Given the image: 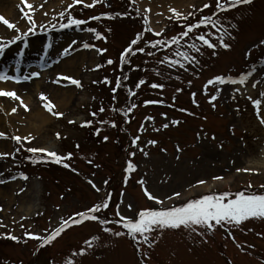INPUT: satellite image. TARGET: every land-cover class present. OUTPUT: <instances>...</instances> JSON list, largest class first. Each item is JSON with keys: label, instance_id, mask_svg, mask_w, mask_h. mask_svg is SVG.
<instances>
[{"label": "rangeland", "instance_id": "374dc122", "mask_svg": "<svg viewBox=\"0 0 264 264\" xmlns=\"http://www.w3.org/2000/svg\"><path fill=\"white\" fill-rule=\"evenodd\" d=\"M35 2L34 4L30 2L35 7L34 18L38 24L45 25V29L43 31L37 29L35 35H29L27 48L23 47V42H18L17 45L7 49L5 55L0 57V71L7 70L9 74H16L18 66L21 76L33 71H40L41 75L39 78L19 84L9 82L0 88L9 90L8 88L16 86L12 88L17 94L27 89L21 95L27 96L26 100H23L30 109L32 106L28 97L32 96V99L39 103V94L44 93L56 105L55 110L63 113V116L53 117L49 114L51 120L37 128L36 122L28 115L29 111L25 112L22 108H18V111L12 114L11 108L17 106L18 102L0 97V131L21 136L32 133L36 139L26 147L46 148L61 155L71 152L73 154L71 167L77 171L73 172L51 163H32L27 159L32 154L26 152L17 155L15 161L11 158L0 160V171L3 172L0 179L8 181L0 185V208L3 209L0 211V221L6 226L0 227V236L11 233L23 240L25 230L47 236L51 229L58 226L61 217L68 218L78 211L99 203L103 193L95 192L86 182L89 179L102 190L105 187L103 181L106 179L109 181L107 191L112 193L111 205L106 213L109 217L115 205L119 203L121 193L124 194V203H131L136 211L156 207L144 196L141 185L137 183L140 179H144L148 190L159 198H166L176 191L182 193L181 198L167 201L168 204H181L188 198H198L202 194L212 192H237L248 184L264 191L259 188L264 184V126L258 123L251 102L239 95L235 101L232 100L229 87L223 86L224 91L214 102L217 107L213 110L208 98L203 95V86L208 79L218 74L236 75L242 66L245 69L249 67L243 53L246 46L264 37V0H254L251 6L227 14L242 17L234 20L239 24L240 31L236 33V41L232 42L233 48L231 51L219 49L217 56H212L211 50L205 49L204 56L200 57L203 70L197 73L198 79L191 74V71L177 72L159 66L154 62L156 58H149L139 53L132 56L131 69L137 70H132L133 83H124L128 88L135 90L134 84L139 79L147 80L148 84L163 83L165 87L161 91L149 88L148 84L142 85L137 95L129 100L125 86H122L116 93L115 102L112 99V88L115 87L116 78L121 74L119 56L135 38L136 33L143 31L142 16H137L135 9L139 8L143 13L145 8H150L148 15L151 27L156 31L164 30V36L171 37L182 31L177 24L167 19L171 15L169 12L171 6L162 4L161 0H137L135 5H132L130 0H107V5L110 6L98 4L90 9L84 8L82 4L76 5L71 10L72 15L80 19H88L102 13H131L114 20L91 21L88 25L81 26L82 29L96 28L107 37L105 42L96 40L92 33L83 30L59 29L58 13L67 8L72 0H46V2L35 0ZM85 2L90 3L91 0ZM206 2L208 0H186L185 4L176 9L187 13L192 5L199 8ZM41 4H43L42 8L39 7ZM20 5L21 0H0V15L10 22L17 23V26L24 31L29 25L21 18ZM24 10L27 11V8ZM45 12L48 13L47 16L44 15ZM207 14H210V10L202 13V15ZM54 16L56 19H53ZM191 22L194 21L190 20L189 23ZM52 23L57 24L55 30L51 28ZM108 28H111V32L107 31ZM17 34L0 24V37L8 39ZM152 39L157 37L151 33L145 34V40ZM73 40L77 42L75 45L72 44ZM85 42L95 45L96 48L107 49V52L101 55L95 49H84L82 45ZM49 44L52 45L51 48L48 47ZM69 45L72 46L71 54L63 56L64 48ZM139 46H143V42ZM18 49L23 51V56L19 55ZM162 55L164 53H159L158 57ZM108 59L116 63L107 65ZM145 60L148 61L147 64L144 63ZM262 60L264 57H260L258 52L253 54L252 61L255 62L258 72L264 69ZM67 62H72L73 65L63 66ZM96 65L104 66L96 69ZM154 68L160 70L163 76L157 77L152 71ZM169 71L172 79L167 78ZM44 72L47 73L45 82H43L44 78H41ZM61 74L80 80L82 87L77 88L67 81H61L60 84L53 83L55 77ZM177 75L180 76L179 80L174 78ZM105 77L112 81L111 85L103 83ZM255 79L264 80V72H259ZM189 80L192 81L190 88L187 83ZM36 81L42 82L38 97L33 84ZM253 82L255 80L250 79L246 85L248 90L246 95H251L255 99L259 91L264 90V84L257 85V88L253 89ZM24 84L29 85V88L22 89ZM59 88L72 94L63 109L54 95ZM177 88H182L183 91L177 93ZM193 92L197 94L199 107L192 103ZM213 92L214 89L210 86L209 93L213 94ZM173 96L176 97L175 107L164 106L173 103ZM158 99H162L164 105L143 106L145 100ZM131 103L140 106L127 118L130 123L125 122V117L121 113L111 111L112 107L125 108ZM101 107L105 109L103 113L99 111ZM181 108L195 115L189 116L178 111ZM236 108L240 109L239 113L235 111ZM93 112L97 113L96 117L92 116ZM161 113H167L169 120L178 119L183 122L178 127L155 132L154 127H160L168 122ZM147 116L154 117L155 122L145 123ZM204 117H207V120ZM101 120H114L117 127L101 125L99 123ZM86 121H92V127H81ZM142 123L146 131L141 134L139 128ZM233 125H235L234 135L230 131ZM101 127L103 130L100 136H95L93 133ZM201 128L209 137L214 134L217 140L205 141L192 147L196 143V133ZM57 133L60 139H57ZM137 135L141 137L140 147H144L148 140L159 142L155 147L149 146L145 149L149 153L148 157L131 146L132 138ZM104 136L109 137L107 142H103ZM220 142H223V149L217 147ZM77 144L80 146L79 149L76 147ZM176 144L185 148L180 161L175 159ZM15 147L14 141L0 139V152H12ZM161 148L167 149V152H161ZM133 151L136 152L135 157L129 155ZM35 158L37 157H33ZM88 160H92V163L89 164ZM128 160L137 167L125 185L124 169ZM96 165L100 167L97 168ZM238 168L254 171L238 173L236 171ZM20 173L28 175L29 180L11 179L12 175L19 176ZM216 176H222L224 179H213ZM199 180H205L207 183L192 187ZM20 187L26 190L18 195ZM33 201L37 203V210L28 215L26 208ZM121 211L125 216L133 215L123 206ZM22 217L26 219L22 220ZM21 223L24 225L23 229ZM241 229H234L233 235L236 242L244 247L243 251L233 243L231 237L225 238L223 229L210 234L207 237V244H201L200 237L195 234L189 236L184 231H165L162 237H158L159 244L152 253L151 264H228L229 261L231 264H260V260L264 259V221H247ZM100 232V226L95 222L74 225L51 245L39 251H37L39 242L36 240H28L27 244H17L0 238V264L5 262L6 264H64L70 252L80 249L84 246L85 240ZM105 242L108 247L97 249L84 257H77V264H138V253L128 238L106 236ZM248 245L255 247L250 248Z\"/></svg>", "mask_w": 264, "mask_h": 264}, {"label": "snow or ice", "instance_id": "6c2138e0", "mask_svg": "<svg viewBox=\"0 0 264 264\" xmlns=\"http://www.w3.org/2000/svg\"><path fill=\"white\" fill-rule=\"evenodd\" d=\"M46 2V0H45ZM137 0H130L132 5H135ZM254 0H208L201 7L197 8L195 5L191 6V10L187 13L182 12L176 8L169 7V12L171 15L167 17L170 21L177 24L182 31L177 34L166 37L164 36V30L156 31L151 27V21L148 13H150V8H145L143 13H141L139 8H136V15L142 16L143 21V31L138 32L135 38L130 41L127 47L123 49L119 56L120 71L121 76L116 78L115 87L112 88L113 101L117 100L116 93L123 86V81L127 80L129 77L123 75L124 66H131V57L135 56L137 53L145 55L149 58H156L155 63L159 66H163L171 71L183 70L184 73H189L195 78H199L198 72L203 70V65L201 64L200 57L204 56V50H211L212 56L218 55V50L223 49L225 51H231L233 48V43L236 41V33H239V24L234 22L236 19H241L242 17H233L227 15L234 10L242 9L245 6H251ZM83 5L84 8H95L98 4L107 5V0H91L90 3L85 2V0H72L71 3L67 5L63 11L58 13L59 29H71L75 28L77 30H83L88 33H92L96 40L107 41V37L104 36L100 31L94 27L83 28L81 26L88 25L91 21H103V20H114L120 16L131 15L130 12L126 13H102L100 15L91 16L88 19L76 18L72 15V9L76 5ZM39 7H43L41 4ZM27 8V11L24 9ZM205 10H210V14L202 15ZM20 11L22 12L21 18L24 19L29 25L26 30L22 31L17 23L10 22L8 19L0 15V24L6 26L8 30L18 33L17 35L4 39L0 37V57L5 55L7 49L13 45H17L18 42H23V47L27 48L29 46L28 37L29 35H35L37 29L43 31L45 25L38 24L34 18L35 7L29 0H21ZM45 16L48 15L47 12L44 13ZM157 15H162V13H157ZM199 16V19H197ZM53 19H56L54 16ZM192 20L194 22L189 23ZM66 21V22H64ZM51 28L55 30L57 28L56 23L51 24ZM111 32V28L107 29ZM151 33L157 39L145 40V34ZM215 41V43L213 42ZM143 42V46L141 45ZM77 42L72 41L75 45ZM49 48L52 47L51 44L48 45ZM82 47L84 49H95L98 54H104L107 49L96 48L95 45L89 44L87 42L83 43ZM151 49V50H149ZM72 46L64 48L62 55L68 56L71 54ZM19 55L23 56L22 50H19ZM259 53L260 57H264V37L259 38L251 45L246 46L243 56L245 62L249 65L247 69L243 66L237 71L236 75L232 74H218L208 79L203 86V95L208 98V103L211 105L213 110L216 109L217 105L214 103L217 101L221 93L224 91L223 86H228L230 89V98L232 100L237 99V95L245 97L249 100L255 109V115L258 123L264 126V90L259 91L258 97L253 98L251 95H246L247 87L250 79H254L255 82L252 83V88L256 89L257 85L264 84V80L255 79L259 72H264V69L257 71L255 68V62L252 61L254 53ZM159 53H164V55L159 56ZM158 57V58H157ZM261 62H264L262 60ZM116 63L112 59L106 61L107 65H113ZM148 63L147 60L144 62ZM104 65H96V69L103 67ZM132 70H137L133 68ZM147 71V69H144ZM157 77H162L163 73L160 70L152 69ZM171 71H169L167 78L172 79ZM41 75L40 71H33L28 75L21 76L19 74V67L16 68V74H9L7 70L0 71V83L7 84L9 82L19 84L23 81H30L33 78H39ZM179 80L180 76L174 77ZM61 81H67L70 85H74L77 88L82 87L81 81L70 76V75H57L52 81L53 83L60 84ZM96 83V81H94ZM103 83L111 85L112 81L105 77ZM188 87L192 86V81L189 80ZM148 84L147 80L139 79L135 85V90L132 88H127L128 99L131 100L137 95V92L142 85ZM212 86L214 89L213 94L209 93V87ZM235 86V87H233ZM151 89L163 90L165 85L163 83H151L148 84ZM182 88H177L176 92H182ZM192 103L199 107V103L196 99L197 94L195 92L191 93ZM0 97L7 98L10 101L18 102L17 106L11 108V113L15 114L18 108H22L25 112L30 111V107L25 103L23 98L13 90H7L5 88H0ZM173 103L169 105H164L162 99L158 100H145L143 101V106L147 107L149 105H164L167 107H175V99L173 96ZM39 101L41 102V107L46 110L53 117H62L63 113L56 111V105L49 99L44 93L39 94ZM140 105L136 103H131L125 108L112 107L111 111L114 113H121L125 117V122L130 123L127 119L129 115ZM101 113L105 111L104 107L99 109ZM180 112H184L189 116H194L195 113L189 112L187 109H178ZM237 113L240 112L239 108H236ZM97 113L93 112L92 116L96 117ZM161 116L167 120V123L162 124L160 127H154L153 131L160 132L161 130H167L169 127H178L183 121L178 119H168L167 113H161ZM207 120V117H204ZM148 121L155 122V118L152 116L145 117V123ZM69 123H75V121H69ZM101 125L108 124L111 128H116V121H99ZM92 121H86L81 127H92ZM101 128H97L93 133L95 136L99 137L102 131ZM146 131L144 124L142 123L139 132L142 134ZM232 134H235V125L230 129ZM57 139H60L59 133L56 134ZM140 135L135 136L131 140V146L141 152L145 157H148L149 153L145 150L147 147H155L159 142L157 140H148L144 147L139 146ZM0 139L11 140L15 142V149L12 152H0V160H6L11 158L13 161L16 160L17 155L22 152L30 153L31 156L27 157L32 163H51L60 165L66 169H70L73 172L77 170L71 167L70 161L73 159V154L71 152L66 155L58 154L54 150H49L46 148H35L26 147L27 144H31L35 139L32 133L28 135L21 136L18 134L9 135L4 131H0ZM109 140L108 136L103 137V142ZM217 137L213 134L209 135L201 128L196 133V143L192 145L195 147L197 144H203L205 141L215 142ZM79 149V144L76 145ZM217 147L223 149V142L217 144ZM175 150L177 155L175 156L176 161H180L181 155L184 153L185 148L181 147L179 144L175 145ZM161 152L166 153L167 149L161 148ZM131 157H135L136 152L133 151L129 153ZM33 157H37L33 159ZM89 164L92 160L87 161ZM97 168L100 165H96ZM136 165L128 160L127 166L124 169L125 179L124 184L127 185L128 179L131 177L132 173L136 171ZM239 172H251L252 169H236ZM77 174H79L77 172ZM94 175V174H93ZM0 176H3V172L0 171ZM12 180H23L28 181V175L20 173L19 176L12 175ZM215 180H223L222 176L213 177ZM93 190L97 193H103V198L99 203L92 205L82 211L74 213L68 218L61 217L57 227L50 230V234L47 236H41L39 234L32 233L30 230L24 231V239L21 240L20 237L11 234L4 233L0 238L11 240L17 244L24 243L27 244L28 240H36L39 242V247L43 248L47 245H51L57 240L67 229L72 226L82 225L85 222H95L100 226L101 232L99 234L92 235L89 239L84 241V246L76 251L70 252L69 256L65 258L64 264H77V257H84L90 253H94L97 249H104L108 247L105 242V237H116L128 238L134 248L138 253V264H151L152 253L155 251L156 246L159 244L158 237H162L165 231H184L187 232L189 236H199L201 244H207V237L210 234H214L218 229H223L226 237H231L233 243L236 246L244 250V247L236 242V238L233 235L234 229H241V226L250 220H261L264 221V191L254 190L251 184H248L243 190L237 192L225 191L222 193H207L202 194L198 198H188L181 204H168L167 201H173L182 197V193L179 191L174 192L172 195L166 198H159L151 193L144 179L137 181L141 185L144 196L148 201L152 202L156 207L142 208L136 211L131 203L125 204L123 200V193H121V199L114 207L111 217L106 213L111 205L112 193L107 191V186L109 181L106 179L103 181L104 189L102 190L98 187L91 179L86 181ZM8 183L5 179H0V185ZM207 181L199 180L192 187H199L206 184ZM260 189H264V184L259 186ZM26 189L20 187L18 195L23 193ZM63 199V197H62ZM122 206L128 211L132 212L133 215L125 216L122 214ZM0 211H3L0 208ZM26 219V217L21 218ZM0 227H6L2 221H0ZM21 228L24 225L21 223ZM242 230V229H241ZM47 231V230H46ZM251 231V229H249ZM257 235H261L257 233ZM250 248H254V245H248ZM35 255V253H34ZM6 264V262H5ZM231 264V261L228 262ZM260 264H264V259L260 260Z\"/></svg>", "mask_w": 264, "mask_h": 264}, {"label": "bare ground", "instance_id": "6f19581e", "mask_svg": "<svg viewBox=\"0 0 264 264\" xmlns=\"http://www.w3.org/2000/svg\"><path fill=\"white\" fill-rule=\"evenodd\" d=\"M161 1H162V4H164V5L167 4V5H169L171 7H175V8H177L178 6H182L186 2V0H161ZM29 2H33V4L36 3L35 0H29ZM80 54L84 55V53H80ZM72 65H73L72 62H67V63L63 64V66H69V67L72 66ZM46 74H47L46 72H44L42 74L41 78H44L43 82H45ZM40 83H42V82L41 81H38V82L36 81V82L33 83V84H35V92L37 94V97H38V93L41 92V84ZM3 86L4 85L2 83H0V87H3ZM12 87H16V86H12ZM12 87L8 88V89L12 90L13 89ZM21 88L22 89L23 88H29V85H25L24 84ZM24 90H27V89H24ZM23 91L21 93L19 92L18 95H20L23 99L26 100L27 96L21 95V94H23ZM54 95H55V100L58 101V104L60 105V107L62 109L68 104L69 99L72 97L71 93H68V91H64V90H62L60 88L55 91ZM28 99L30 100L29 102H31L30 105L32 106L31 110L28 113V115H29V117H30V119L32 121L36 122L35 127L39 128V125L47 124L51 120V117H50L49 113H47L46 110H44L41 107V102H39V103H38V101L35 102V100L32 99V96L31 97L29 96ZM36 206H37L36 202H34V201L30 202L28 204V207L26 208V213L28 215L31 214V213H34L37 210Z\"/></svg>", "mask_w": 264, "mask_h": 264}, {"label": "trees", "instance_id": "16d2710c", "mask_svg": "<svg viewBox=\"0 0 264 264\" xmlns=\"http://www.w3.org/2000/svg\"><path fill=\"white\" fill-rule=\"evenodd\" d=\"M132 67L131 66H127V65H125L124 66V74L127 76V77H129L128 79H127V84L128 83H132L134 80H133V71H132V69H131ZM136 84H134V86H135ZM133 88H135V87H133ZM47 246H45V247H43L44 249L46 248ZM42 248V249H43ZM41 249V248H40ZM43 249V250H44Z\"/></svg>", "mask_w": 264, "mask_h": 264}]
</instances>
